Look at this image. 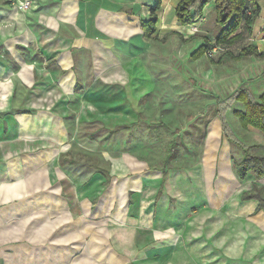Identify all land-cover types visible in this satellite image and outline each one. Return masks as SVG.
<instances>
[{
    "label": "crops",
    "instance_id": "obj_1",
    "mask_svg": "<svg viewBox=\"0 0 264 264\" xmlns=\"http://www.w3.org/2000/svg\"><path fill=\"white\" fill-rule=\"evenodd\" d=\"M180 1L160 0L151 39H205L202 26H217L214 0L186 25L176 20ZM247 1L258 8L250 30L240 25L239 39L220 45L231 56L220 54L214 63L244 60L232 57L250 43L262 48L264 0ZM156 2L36 0L21 9L0 0V264H264V209L242 198L254 183L264 192V175L249 171L240 179L236 168L264 156V133L241 126L234 114L240 103H218L240 84L215 97L197 159L187 166L163 168L124 150L115 154L108 135L100 138L102 164L78 161L79 154L95 157L77 146V125L94 110L81 102L102 100L89 91L99 87L82 83L86 75L118 77L121 86L102 92L103 100L113 99L105 108L117 109L118 117H95L106 127L126 123L127 110L152 89L143 62L133 59L137 49L142 53L135 43L148 44L141 22ZM246 61L249 83L263 81L264 59ZM112 159L118 170L103 165Z\"/></svg>",
    "mask_w": 264,
    "mask_h": 264
},
{
    "label": "rangeland",
    "instance_id": "obj_2",
    "mask_svg": "<svg viewBox=\"0 0 264 264\" xmlns=\"http://www.w3.org/2000/svg\"><path fill=\"white\" fill-rule=\"evenodd\" d=\"M34 4H36V0H32L29 6ZM112 8L117 7L113 6ZM18 16L15 15L17 18ZM206 28L202 26L200 35H207V38L213 44L219 28L215 25ZM203 31L208 33L205 34ZM203 41L204 39L194 37L188 42L178 39L160 43L150 38L146 40L148 44L144 45L145 47L135 43L138 48L142 49V53L136 55L140 50L137 49L134 52L135 57L133 60L136 61V64L140 60L143 62L142 70L149 72L150 80L147 82L152 88L142 97L138 105L133 107L132 113H136L137 116L135 121H133L134 114L132 116V113L127 110L126 123L111 125L110 127L108 125L106 127V124L102 125L100 122L102 117L100 116L103 114L107 118L111 117L109 122H114L118 117L117 109L113 111L105 108L112 104L113 99H110L111 101L109 99L103 100L104 95L102 92L105 89L110 91L108 89L110 87L121 85L113 71L109 75H105V79L102 76L86 75L82 83L99 87L98 91L93 92V89H89V91H91L92 96L94 93V95L102 97V100L95 98L90 103L81 102L88 103L86 106L94 110L93 115L88 117L89 122L77 125L75 132L77 135L75 138L79 141L77 146L81 151L93 150L95 157L79 154L78 161L91 167H97L98 163L102 164L100 155L104 156V153H102L103 150L100 146V138L105 135H108L107 139H109L112 151L114 150L115 154L118 149L124 150L128 155L150 162L151 166H163L164 158L172 146H174L176 156L170 160L168 166L183 167L191 164L194 160L196 161L195 154L201 147L206 120L210 117L209 112L213 107V103L217 102L215 97L227 95L240 84L241 87L238 89H247L248 92L254 90V97L257 98L264 86V80L255 81L254 79L253 82L249 83L253 76L251 74L252 69L246 61L248 58L239 62L230 58L214 63L219 59L218 56L224 53L220 45H218L220 49H217L212 58L207 57L205 52L198 58L192 59L190 54ZM127 47L129 49V46ZM16 48L18 54H23L25 51L29 52L28 48V50ZM30 48L34 56L39 54V50H36L34 46L31 45ZM97 63L98 61L95 64L97 65ZM130 68H135V65H130ZM142 79L140 76L136 80L140 82ZM81 101H83V98H81ZM83 114L88 116L86 113ZM95 117H100V121L96 120ZM233 117L236 119L231 111H228V118L233 120ZM230 124L232 123L230 122ZM86 139L90 140L86 141ZM93 143H95L94 147ZM118 161L112 159L108 162L105 160L103 165L110 167L111 171L118 170Z\"/></svg>",
    "mask_w": 264,
    "mask_h": 264
},
{
    "label": "trees",
    "instance_id": "obj_3",
    "mask_svg": "<svg viewBox=\"0 0 264 264\" xmlns=\"http://www.w3.org/2000/svg\"><path fill=\"white\" fill-rule=\"evenodd\" d=\"M209 0H181L175 8L176 20L181 25L194 23L202 17V9ZM160 6V0L150 6L151 17L147 21L141 22L143 36L151 38L156 32L155 11ZM249 10V13H247ZM258 8L250 4L247 0H214L213 14L215 24L219 28V32L214 37L217 45L228 47L239 39L237 33L240 25H243L245 31H249L252 22L257 16ZM212 45V41L205 38L203 43L190 54L192 59H196L203 55ZM225 54L231 56V53ZM255 56L264 59V44L260 50L258 47L250 43L243 47L234 58L240 60ZM222 57V56H221ZM220 57V58H221ZM238 102L242 105V110H234V114L243 127H252L259 132L264 133V91L254 98L247 89H238L225 100H218L220 104H230V102ZM226 108V107H225ZM176 156L174 146L171 147L169 153L164 158L163 168L167 166L171 159ZM237 174L240 179L244 178L247 172H252L256 178L264 175V156H254L250 159L243 160L236 165ZM164 176L165 170L163 169ZM243 199L255 198L259 201L258 209H264V192L260 185L253 184L252 189L242 195Z\"/></svg>",
    "mask_w": 264,
    "mask_h": 264
},
{
    "label": "built area",
    "instance_id": "obj_4",
    "mask_svg": "<svg viewBox=\"0 0 264 264\" xmlns=\"http://www.w3.org/2000/svg\"><path fill=\"white\" fill-rule=\"evenodd\" d=\"M9 1L12 2L11 4L13 6H18L21 9L27 8L30 5V3L32 2V0H24V1H22V0H9ZM247 13H249V10H247ZM194 31H196L195 28H194ZM212 45L213 46L206 51V56L210 57V58H212L214 56V53L217 51V49H220L219 46L215 42H213Z\"/></svg>",
    "mask_w": 264,
    "mask_h": 264
}]
</instances>
